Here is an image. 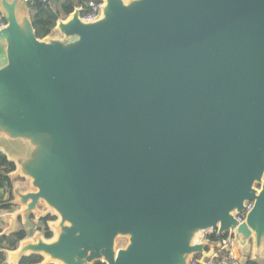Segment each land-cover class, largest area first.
<instances>
[{
	"label": "water",
	"instance_id": "water-1",
	"mask_svg": "<svg viewBox=\"0 0 264 264\" xmlns=\"http://www.w3.org/2000/svg\"><path fill=\"white\" fill-rule=\"evenodd\" d=\"M42 1L38 38L0 0V151L32 188L12 183L15 218L56 219L0 264H205L213 231L263 264L264 0Z\"/></svg>",
	"mask_w": 264,
	"mask_h": 264
},
{
	"label": "trees",
	"instance_id": "trees-1",
	"mask_svg": "<svg viewBox=\"0 0 264 264\" xmlns=\"http://www.w3.org/2000/svg\"><path fill=\"white\" fill-rule=\"evenodd\" d=\"M51 0V6L57 13L58 17L66 18L75 7L81 6L82 14L87 7L89 1H95L101 3L102 0ZM27 4L29 14L31 17L32 25L35 30V34L38 38H43L51 33L53 30L57 18H55L43 5L42 0H31ZM15 169V165L12 161H9L5 154L0 151V210L13 211L14 205L10 203L12 200V181L7 176L8 173ZM33 217L32 214H29ZM56 219V216L51 213H47L40 217L35 226L37 230L41 231L46 239L52 237V231L48 226L49 221ZM27 231L23 228H18L8 234L0 235V263L6 259L7 251L14 250L19 242L27 237ZM206 237L212 242L222 238H226L227 234L219 235L216 231L207 232ZM220 256L228 257V252L225 250L220 251ZM198 258L199 255H195ZM43 260V257L39 254H29L22 256L18 261V264H38ZM94 264H103L101 262H95ZM243 264H260L256 260L248 258Z\"/></svg>",
	"mask_w": 264,
	"mask_h": 264
},
{
	"label": "crops",
	"instance_id": "crops-1",
	"mask_svg": "<svg viewBox=\"0 0 264 264\" xmlns=\"http://www.w3.org/2000/svg\"><path fill=\"white\" fill-rule=\"evenodd\" d=\"M13 185L19 184L20 186V191L21 192H27L29 190H31L32 188L29 185V181L28 179L21 177L20 175H17L16 177L13 178L12 181ZM39 207H43L42 204L39 205ZM31 214L34 215L35 217V213L34 212H30ZM45 213H51L53 214L52 211L45 209ZM16 215V210L15 211H5V210H0V234L4 233V231H6V233H10L13 230H16L18 228H23L28 232L26 239L29 240H34V235L35 232L37 231V228L35 226V222L32 219V217L29 216V213H26L24 215H19L17 216V218H15ZM15 219V221H13ZM13 227V229H9L10 227ZM23 240V241H25ZM19 247V245H18ZM17 247V248H18ZM212 247V244L210 243L208 245V248ZM232 253L234 255V258L236 259L237 263L236 264H240L239 260L241 258V253L238 249V247L235 244H232ZM7 261L10 263H16L11 261L10 259L7 258ZM264 264V261H262ZM49 263H53L55 264V262H49Z\"/></svg>",
	"mask_w": 264,
	"mask_h": 264
},
{
	"label": "built area",
	"instance_id": "built-area-1",
	"mask_svg": "<svg viewBox=\"0 0 264 264\" xmlns=\"http://www.w3.org/2000/svg\"><path fill=\"white\" fill-rule=\"evenodd\" d=\"M26 3H28L31 0H24ZM101 3H97L95 1H89L87 3V7L86 10L80 14L81 18L83 20H93L95 19L98 14H99V7H100ZM6 25V21L5 19L1 16L0 14V29H2L4 26ZM251 204H247L246 210L250 208ZM245 215V211L239 215H237V219L239 221H242ZM221 241V248H217L213 254V256H211L210 258H206L205 259V264H236L237 261L234 258V255L232 253V242L229 243L228 242V235L226 238H222L220 239ZM212 243V242H211ZM224 247H228L229 250L228 252V257L226 256H220V251L223 250ZM226 251V250H225ZM7 264H13L10 262H7ZM47 264H53V263H47ZM188 264H199L198 263V258H195L194 256L190 258L189 263Z\"/></svg>",
	"mask_w": 264,
	"mask_h": 264
},
{
	"label": "rangeland",
	"instance_id": "rangeland-1",
	"mask_svg": "<svg viewBox=\"0 0 264 264\" xmlns=\"http://www.w3.org/2000/svg\"><path fill=\"white\" fill-rule=\"evenodd\" d=\"M62 2V0L60 1ZM28 234V232H27ZM127 238L126 237H120L117 239V246L121 247V246H124L126 243H127Z\"/></svg>",
	"mask_w": 264,
	"mask_h": 264
}]
</instances>
